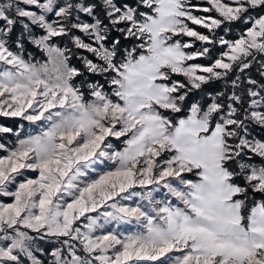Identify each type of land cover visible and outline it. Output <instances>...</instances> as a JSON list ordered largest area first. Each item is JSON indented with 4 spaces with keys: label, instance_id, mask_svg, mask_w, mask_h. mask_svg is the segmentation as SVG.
I'll use <instances>...</instances> for the list:
<instances>
[{
    "label": "snow or ice",
    "instance_id": "6c2138e0",
    "mask_svg": "<svg viewBox=\"0 0 264 264\" xmlns=\"http://www.w3.org/2000/svg\"><path fill=\"white\" fill-rule=\"evenodd\" d=\"M0 264H264V0H0Z\"/></svg>",
    "mask_w": 264,
    "mask_h": 264
},
{
    "label": "trees",
    "instance_id": "16d2710c",
    "mask_svg": "<svg viewBox=\"0 0 264 264\" xmlns=\"http://www.w3.org/2000/svg\"><path fill=\"white\" fill-rule=\"evenodd\" d=\"M29 51H32V48H31V46H29Z\"/></svg>",
    "mask_w": 264,
    "mask_h": 264
},
{
    "label": "rangeland",
    "instance_id": "374dc122",
    "mask_svg": "<svg viewBox=\"0 0 264 264\" xmlns=\"http://www.w3.org/2000/svg\"><path fill=\"white\" fill-rule=\"evenodd\" d=\"M27 126V125H26Z\"/></svg>",
    "mask_w": 264,
    "mask_h": 264
}]
</instances>
